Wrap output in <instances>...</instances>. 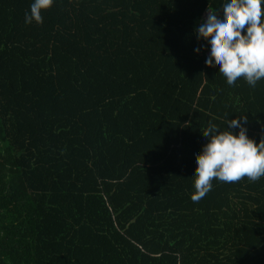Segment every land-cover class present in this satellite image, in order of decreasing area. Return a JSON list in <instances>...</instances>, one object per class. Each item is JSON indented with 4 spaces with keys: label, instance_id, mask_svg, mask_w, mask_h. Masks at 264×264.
<instances>
[{
    "label": "trees",
    "instance_id": "1",
    "mask_svg": "<svg viewBox=\"0 0 264 264\" xmlns=\"http://www.w3.org/2000/svg\"><path fill=\"white\" fill-rule=\"evenodd\" d=\"M33 2L0 0V264H264V177L191 199L210 122L264 139L196 31L225 0Z\"/></svg>",
    "mask_w": 264,
    "mask_h": 264
},
{
    "label": "clouds",
    "instance_id": "2",
    "mask_svg": "<svg viewBox=\"0 0 264 264\" xmlns=\"http://www.w3.org/2000/svg\"><path fill=\"white\" fill-rule=\"evenodd\" d=\"M53 3L54 0H34L30 12L25 13V23L43 24L42 13ZM222 12L220 18L210 7L206 22L196 29L198 38L211 45L205 63L209 67L219 65V73L228 85L234 86L242 78L255 88L264 79V0H225ZM243 121L247 122V116ZM227 125L239 128V134L229 128L221 131L211 122L202 131L208 143L196 154L193 202L198 203L212 190L214 180L234 183L247 178L256 182L264 177V139L257 144L249 138L240 118Z\"/></svg>",
    "mask_w": 264,
    "mask_h": 264
},
{
    "label": "water",
    "instance_id": "3",
    "mask_svg": "<svg viewBox=\"0 0 264 264\" xmlns=\"http://www.w3.org/2000/svg\"><path fill=\"white\" fill-rule=\"evenodd\" d=\"M208 12H209V11H208ZM207 16H208V13H207V15H206V17H205V18H206V20H207Z\"/></svg>",
    "mask_w": 264,
    "mask_h": 264
}]
</instances>
